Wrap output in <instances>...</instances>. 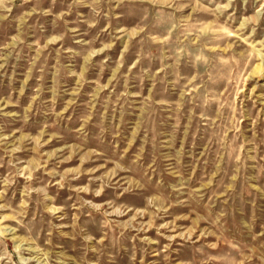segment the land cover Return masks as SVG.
Segmentation results:
<instances>
[{"label": "rangeland", "instance_id": "obj_1", "mask_svg": "<svg viewBox=\"0 0 264 264\" xmlns=\"http://www.w3.org/2000/svg\"><path fill=\"white\" fill-rule=\"evenodd\" d=\"M0 264H264V0H0Z\"/></svg>", "mask_w": 264, "mask_h": 264}]
</instances>
